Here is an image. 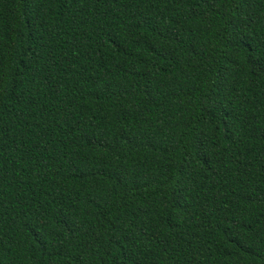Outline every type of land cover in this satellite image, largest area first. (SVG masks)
I'll use <instances>...</instances> for the list:
<instances>
[{
  "label": "trees",
  "instance_id": "trees-1",
  "mask_svg": "<svg viewBox=\"0 0 264 264\" xmlns=\"http://www.w3.org/2000/svg\"><path fill=\"white\" fill-rule=\"evenodd\" d=\"M0 264H264V0H0Z\"/></svg>",
  "mask_w": 264,
  "mask_h": 264
}]
</instances>
